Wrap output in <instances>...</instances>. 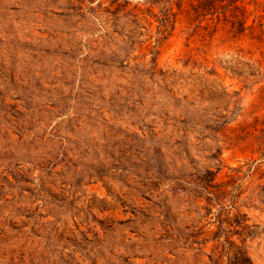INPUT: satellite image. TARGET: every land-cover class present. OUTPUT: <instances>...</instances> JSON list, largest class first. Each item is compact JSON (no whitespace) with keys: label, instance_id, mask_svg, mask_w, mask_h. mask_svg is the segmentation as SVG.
I'll use <instances>...</instances> for the list:
<instances>
[{"label":"rangeland","instance_id":"obj_1","mask_svg":"<svg viewBox=\"0 0 264 264\" xmlns=\"http://www.w3.org/2000/svg\"><path fill=\"white\" fill-rule=\"evenodd\" d=\"M0 264H264V0H0Z\"/></svg>","mask_w":264,"mask_h":264}]
</instances>
